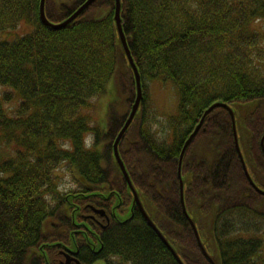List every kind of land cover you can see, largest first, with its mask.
Returning a JSON list of instances; mask_svg holds the SVG:
<instances>
[{"label":"trees","instance_id":"obj_1","mask_svg":"<svg viewBox=\"0 0 264 264\" xmlns=\"http://www.w3.org/2000/svg\"><path fill=\"white\" fill-rule=\"evenodd\" d=\"M86 1L47 0L46 17L62 23ZM40 2L0 0V36L32 27L15 40L0 37V147L12 149L0 159V264H65L74 253L80 264H179L134 204L114 156L137 95L115 0L96 1L62 30L43 24ZM121 18L144 92L121 158L145 211L184 264H212L183 211L179 160L212 105L255 102L244 120L253 160L247 168L264 190V0H122ZM160 76L181 101L178 116L160 122L159 136L147 101L148 81ZM114 82L127 111H110L106 127L93 125L84 112ZM188 174L186 208L192 218L194 209L213 217L217 264H264V242L239 236L240 225L248 231L245 216L264 218V196L244 172L228 110L206 117L184 156L183 178Z\"/></svg>","mask_w":264,"mask_h":264},{"label":"rangeland","instance_id":"obj_2","mask_svg":"<svg viewBox=\"0 0 264 264\" xmlns=\"http://www.w3.org/2000/svg\"><path fill=\"white\" fill-rule=\"evenodd\" d=\"M55 2H61L66 0H53ZM32 31V27L19 28L17 31L8 32L6 34L1 35V39L3 40H15L23 35H26ZM0 39V40H1ZM5 91L2 87H0V94ZM148 115L152 117V125L156 133L160 136L164 133L165 129L161 125L160 122L167 124L168 119L177 117L179 114V105L181 101L180 91L171 81H164L163 77L160 76L155 80L148 81ZM236 124L237 131L239 136L240 148L242 150L243 156L247 163L248 168L251 170L252 168V155L250 152V132L246 128L244 124V120L246 116L252 113L256 108V103H248V104H235L232 106ZM117 112L118 115H122L127 111V102L126 96L122 94L119 86H117L116 82L110 84L105 95L100 96L93 101V106L90 107L85 114H89L88 116L92 117L91 123L93 125H99L101 127H106L109 122V113ZM88 112V113H87ZM264 112V109H263ZM91 137L88 138V143L91 142ZM203 145L199 146L198 153H203L202 150L205 149L206 145L202 142ZM11 147L3 148L0 147V159H4L6 157L11 156ZM253 168L254 163H253ZM64 169L60 170L59 175L64 176ZM252 171V170H251ZM69 180H64L61 182L60 189L63 191H67L68 187L71 184L68 182ZM191 181V176L188 174L184 177L185 185H189ZM70 189V188H69ZM146 208L152 215H156V209L147 201H145ZM192 216L194 221L200 227V233L202 239L207 247L209 254L215 258L216 261H219V253L217 246L215 244L212 232V216H203L200 217L197 209L192 211ZM124 217H121L123 220ZM245 224L248 228V231L244 229L242 225L238 228L242 231L239 236L249 238V237H258L264 242V218H258L252 214H249L244 217ZM259 232V233H256ZM264 262V245L263 249L258 255Z\"/></svg>","mask_w":264,"mask_h":264},{"label":"water","instance_id":"obj_3","mask_svg":"<svg viewBox=\"0 0 264 264\" xmlns=\"http://www.w3.org/2000/svg\"><path fill=\"white\" fill-rule=\"evenodd\" d=\"M46 1L47 0H41L40 2V16H41V20L43 22L44 25H46L47 27L54 29V30H62L64 28H66L67 26H69L70 24H72L77 18H79V16H81L90 6H92L96 1L98 0H87L82 6H80V8L78 10H76L67 20H65L62 23L59 24H54L52 22H50L47 17H46V13H45V6H46ZM116 2V9H115V21H116V26H117V30H118V34H119V38L122 44V47L125 51V54L127 56V59L129 61V64L134 72V76H135V81H136V86H137V95H136V99H135V103L132 107V110L130 112L129 118L125 124V126L123 127V129L121 130L120 134L118 135L115 143H114V156L116 159V162L120 168V170L122 171L125 179L127 180L128 186L131 189V191L133 192L134 195V204H137L143 214V216L145 217L148 225L150 227H152L154 229V231L158 234V236L160 237V239L167 245V247L169 248V250L172 252L173 256L176 258V260L178 261L179 264H184V262L182 261V259L180 258V256L178 255V253L176 252V250L172 247V245L168 242V240L166 239V237L164 236V234L160 231V229L157 227V225L153 222V220L149 217L148 213L145 211V208L140 200L139 194L136 191V189L134 188L133 182L131 180L130 174L127 171V168L121 158L120 155V151H119V145L120 142L124 136V134L127 132V130L129 129V127L131 126V124L133 123L136 115L138 114L142 101L144 99V92H143V86H142V78H141V74L140 71L138 69V66L136 65V62L132 56L131 50L129 48L128 42H127V38L124 32V28H123V20L121 18V11H122V0H115ZM217 108H224L226 110H228L231 114L232 117V124H233V133H234V140H235V145L237 148V152L239 154L240 160L242 162L243 168H244V172L250 182V184L253 186V188H255L257 190L258 193H260L261 195L264 196V190L260 189L256 183L254 182V180L252 179L249 170L247 168V164L245 161V158L243 156L242 150L240 148V143H239V136H238V131H237V124H236V118H235V113L234 110L231 106H229L226 103L223 102H217L214 105H212L204 114L203 118L201 119L200 123L198 124V126L196 127L195 131L191 134V136L188 138V140L186 141L184 148L182 150L181 156H180V160H179V168H178V178H179V182H180V198H181V203H182V207H183V211L186 215V217L188 218V220L190 221L192 228L195 232L198 244L204 254V256L212 263V264H217L215 258H213L208 250L206 249V246L204 245L202 238L200 236L197 224L195 223L194 219L189 215L187 208H186V204H185V182H184V178L182 176V165H183V160H184V156L187 152V149L190 147V145L193 143V141L195 140V138L197 137V135L199 134L200 130L203 127V124L205 122L206 117L213 112L215 109ZM261 148L262 151L264 153V136L261 139ZM92 210L94 211L95 214H98L102 217L106 216V213L104 210H98L94 207H92ZM131 214H133V212H131L130 214H128L123 221L127 222L129 221L132 216ZM77 253H74L73 255L68 254L66 257V263L65 264H71L72 261L76 262L77 264H80V262L77 260L76 256Z\"/></svg>","mask_w":264,"mask_h":264},{"label":"flooded vegetation","instance_id":"obj_4","mask_svg":"<svg viewBox=\"0 0 264 264\" xmlns=\"http://www.w3.org/2000/svg\"><path fill=\"white\" fill-rule=\"evenodd\" d=\"M137 205V204H136ZM138 206V205H137ZM138 208H139V206H138ZM140 209V208H139ZM141 211V210H140ZM105 220H107L108 221V219H107V217H103ZM64 261H65V258H64ZM66 262V261H65ZM72 263H76V262H72ZM77 264V263H76Z\"/></svg>","mask_w":264,"mask_h":264},{"label":"bare ground","instance_id":"obj_5","mask_svg":"<svg viewBox=\"0 0 264 264\" xmlns=\"http://www.w3.org/2000/svg\"><path fill=\"white\" fill-rule=\"evenodd\" d=\"M106 217V216H105Z\"/></svg>","mask_w":264,"mask_h":264}]
</instances>
